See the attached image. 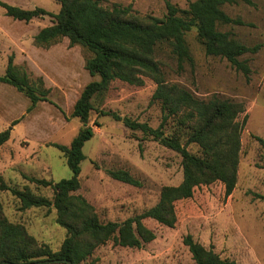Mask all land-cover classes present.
Segmentation results:
<instances>
[{
	"label": "rangeland",
	"instance_id": "obj_1",
	"mask_svg": "<svg viewBox=\"0 0 264 264\" xmlns=\"http://www.w3.org/2000/svg\"><path fill=\"white\" fill-rule=\"evenodd\" d=\"M0 1L26 10L42 8L54 14L60 11L55 0ZM167 1L185 9L197 0H101V3L108 8L131 7L138 18L144 19L164 17ZM252 2L253 5L225 6L226 13L243 25L222 27L246 46H259L257 53L242 58L248 60L251 68L249 77L227 60L208 56L196 38V31L187 35L193 65L179 70L177 63L168 57L161 59L166 80L171 84L184 87L199 99L216 96L244 105L246 112L239 117L244 130L236 189L226 198L221 182L201 186L192 199L176 204L175 228L147 219L145 226L156 234L153 242L143 249L118 247L109 242L83 264H196L183 242L189 234L207 249L212 247L222 259L238 264H264V150L256 139L264 138V0ZM51 25L48 16L29 23L14 20L0 7V76L6 72L9 57L23 50L31 65L26 59L22 61L21 52L17 66L25 68L35 83L43 78L50 90L47 102L50 105L41 102L28 113L30 99L14 87L0 83V133L11 129L10 140L0 149V201L10 222L24 225L40 244H47L57 252L67 231L57 223L55 208L21 210V202L12 190L29 189L52 201V188L30 179L58 183L72 177L65 156L53 144L69 146L78 135L83 125L71 117L74 105L85 87L100 78L92 77L85 69V60L90 56L87 50L71 47L67 38H62L50 52L34 45V37ZM5 36L20 37L23 45L14 47ZM64 46H70L68 51ZM11 47L16 49L12 53ZM144 82L143 86H132L115 81L106 94L94 100L89 120L94 137L83 149L86 159L81 164V188L75 195L84 197L103 223H122L142 214L157 205L164 187L179 186L183 181L180 154L141 130L134 131L125 125L128 119L157 129L163 121L161 104L152 103L157 84L149 78H144ZM102 112L116 114L121 120ZM19 119L22 121L13 127L12 123ZM165 131L168 136L177 134L186 143L176 120H170ZM188 150L201 155L196 145L188 146ZM115 170L128 172L140 185L114 180L109 172Z\"/></svg>",
	"mask_w": 264,
	"mask_h": 264
},
{
	"label": "trees",
	"instance_id": "obj_2",
	"mask_svg": "<svg viewBox=\"0 0 264 264\" xmlns=\"http://www.w3.org/2000/svg\"><path fill=\"white\" fill-rule=\"evenodd\" d=\"M55 1L61 6L57 14L42 8L26 10L2 1L0 7L5 9L8 17L26 23L50 17L52 25L34 37V45L50 49L62 38H67L71 47L81 46L87 50L90 56L85 60V69L100 80L88 84L74 105L71 117L79 119L83 125L78 135L69 146L53 144L65 156L72 177L58 183L30 179L33 183L51 187L52 201L29 189L12 190L21 202V210L54 207L57 223L67 231L66 239L57 252L47 244H40L24 225L10 222L0 201V264H83L109 242L118 247L143 249L156 239V234L145 226V220L175 228L178 221L176 204L192 199L197 188L221 182L228 198L237 186L244 130L239 117L246 112L244 105L216 96L209 100L199 99L184 87L171 84L166 80L161 59L168 57L177 63L179 70L187 64L193 65L187 35L196 31V38L208 56L227 60L233 68L249 77L251 68L248 60L242 58L257 53L259 46H246L222 27L243 25L241 20L226 13L225 6L253 5L252 0H197L185 9L167 1L164 17L144 19L138 18L131 7L115 5L108 8L101 0ZM144 78L157 84L152 103L161 104L163 121L157 129L128 119H125V125L134 131L141 130L180 154L183 181L179 186L164 187L157 205L142 214L122 223H103L95 208L84 197L75 195L81 188V164L86 159L83 149L94 137V130L89 126L94 100L106 94L115 81L143 86ZM0 82L13 86L30 99L28 113L39 103L50 102V90L45 87L43 78L38 83L33 82L28 71L14 63V55L9 57ZM102 115L121 120L116 114L102 112ZM22 119L14 121L12 126ZM172 119L178 122L180 132L186 138L185 144L177 134L166 135L165 127ZM10 138L11 129L0 133V149ZM256 139L264 150V138ZM190 145L198 146L201 155L192 154L188 150ZM109 175L132 186L140 185L126 171H110ZM1 187L8 189L5 185ZM183 242L196 264H238L222 259L212 247L207 249L190 234Z\"/></svg>",
	"mask_w": 264,
	"mask_h": 264
},
{
	"label": "crops",
	"instance_id": "obj_3",
	"mask_svg": "<svg viewBox=\"0 0 264 264\" xmlns=\"http://www.w3.org/2000/svg\"><path fill=\"white\" fill-rule=\"evenodd\" d=\"M60 8H61V6H59V10H60ZM11 18V17H10ZM13 19V18H12ZM36 19H38L39 20V18H36ZM36 19H34V20H36ZM40 20H43V18H40ZM33 21V20H32ZM31 21V22H32ZM23 22V21H22ZM6 37V39H8L7 40V43L8 44H10V45H12V46H14V47H16V45H20V46H22L23 45V40L19 37L18 39H14V38H11V37H8V36H5ZM14 42V43H13ZM22 42V43H21ZM33 43H34V40H33ZM55 47H57V46H53V47H51L50 49H43V50H45V51H47V52H50V51H52V49H54ZM70 46H64V48L68 51V48H69ZM12 48V47H11ZM16 49H14V48H12L11 50H10V53H12V51L14 52ZM20 51V52H19ZM18 51V53H17V51H15V56H14V62L16 63V65L17 64H19V62L17 61V58H18V56H20V53L22 52V54H23V56H22V61L23 60H27V62H28V64L29 65H31V61L29 60V58H28V56H27V54L25 53V52H23V50H19ZM12 55H14V54H12ZM11 55V56H12ZM21 63V62H20ZM1 83V82H0ZM5 84V83H4ZM8 85V84H7ZM11 86V85H10ZM13 87V86H12ZM16 89V88H15ZM17 90V89H16ZM77 102V101H76ZM46 104H48V105H50L49 103H47V102H45ZM3 148V147H2ZM1 148V149H2Z\"/></svg>",
	"mask_w": 264,
	"mask_h": 264
},
{
	"label": "water",
	"instance_id": "obj_4",
	"mask_svg": "<svg viewBox=\"0 0 264 264\" xmlns=\"http://www.w3.org/2000/svg\"><path fill=\"white\" fill-rule=\"evenodd\" d=\"M69 264H72V263H69Z\"/></svg>",
	"mask_w": 264,
	"mask_h": 264
}]
</instances>
